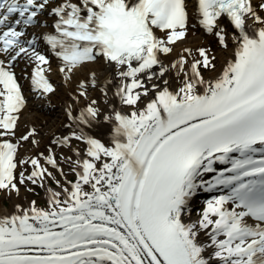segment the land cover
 Here are the masks:
<instances>
[{"label": "snow or ice", "instance_id": "1", "mask_svg": "<svg viewBox=\"0 0 264 264\" xmlns=\"http://www.w3.org/2000/svg\"><path fill=\"white\" fill-rule=\"evenodd\" d=\"M4 200L0 264H264V0H0Z\"/></svg>", "mask_w": 264, "mask_h": 264}, {"label": "bare ground", "instance_id": "2", "mask_svg": "<svg viewBox=\"0 0 264 264\" xmlns=\"http://www.w3.org/2000/svg\"><path fill=\"white\" fill-rule=\"evenodd\" d=\"M202 35H195L190 38V44H199L202 42ZM217 55L221 58L229 57V53L217 52ZM55 62L53 63V68L55 70ZM219 67V65H218ZM18 74L20 73V67H17ZM52 79L57 85L62 84V75L58 72L53 73ZM23 89L26 95L29 97L28 107L25 109L22 122L26 123L28 126L35 125L37 127L42 128V131L46 134L44 136V144L48 143V137H50L53 133L58 134H67V130L63 127L65 122L64 117V102L67 100V96L65 95L67 89L61 87L58 90V94L56 96L51 97V107L47 106L45 100H35L32 99V93L30 92L29 83L25 79L20 80ZM23 131V129H22ZM94 132L100 133L104 137L110 135V126L107 125H98L93 129ZM44 145L42 144L41 147ZM30 147V146H27ZM225 167L223 165L220 166ZM67 170V169H66ZM68 179H72L68 177ZM49 187H52L51 182H49ZM54 189V188H53ZM31 199L35 198L34 194H30ZM11 210V202L7 203V200H4L2 204H0V212L8 213Z\"/></svg>", "mask_w": 264, "mask_h": 264}, {"label": "rangeland", "instance_id": "3", "mask_svg": "<svg viewBox=\"0 0 264 264\" xmlns=\"http://www.w3.org/2000/svg\"><path fill=\"white\" fill-rule=\"evenodd\" d=\"M58 158H59V153H58ZM68 177H70V178H74L71 174H69V176ZM53 184V186H52V188H56V186H55V184L54 183H52ZM34 196H35V198L37 199V202H38V204L41 206V207H44L45 206V202H46V199H47V197H46V195H45V193H44V191H43V189H37V193L36 194H34ZM210 195H201V202H203V200L204 199H206V198H208ZM7 203H9V201H7Z\"/></svg>", "mask_w": 264, "mask_h": 264}]
</instances>
